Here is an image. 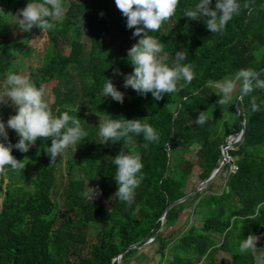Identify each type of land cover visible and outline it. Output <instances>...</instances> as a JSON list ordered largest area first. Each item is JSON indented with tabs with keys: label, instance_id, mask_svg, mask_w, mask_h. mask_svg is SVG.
Returning a JSON list of instances; mask_svg holds the SVG:
<instances>
[{
	"label": "trees",
	"instance_id": "trees-1",
	"mask_svg": "<svg viewBox=\"0 0 264 264\" xmlns=\"http://www.w3.org/2000/svg\"><path fill=\"white\" fill-rule=\"evenodd\" d=\"M29 2L0 0V7L15 17ZM238 2L240 13L221 33L212 34L203 20L183 16L199 0H180L175 15L158 32L147 33L163 43L169 66L176 62V52L184 51L187 59L181 63L191 64L195 74L191 84L161 100L124 87L125 76L133 71L128 50L140 37L133 36L134 28H127V18L115 0H69L64 15L52 21L53 29L33 27L23 32L22 40L45 36L48 44L36 69L38 78L27 77L37 87L55 81L49 104L53 115L77 116L88 135L74 145L80 177H72L67 160L66 183L59 194L54 189L61 157L51 164L45 151L51 138H38L27 153L13 148L12 154L26 166L23 171L8 167L0 174V264H112L114 257L127 250L121 257L125 263L149 239L159 257L157 264H214L217 251L228 254L231 264H259L255 252L250 248L241 252L240 245L250 234L264 236V207L257 208L264 204V89L243 94L237 104L245 134L239 147L227 153L235 170L226 175L222 187L216 186L218 177L201 193L166 212L161 227L164 210L184 198L181 191L193 168L186 154H195L203 183L220 166L225 139L241 130L234 101L222 108L208 84L235 78L241 68L263 70L264 79V0ZM245 2L250 12L243 8ZM215 3L212 0L211 7ZM6 28L0 14V77L8 73L19 51L17 45L6 43ZM81 33L89 36L88 49L77 38ZM67 41L70 49L62 55L56 42ZM107 79L124 93L123 103L103 97ZM253 98L259 111L251 109ZM201 111H207V121L199 126L195 120ZM116 118L146 120L159 135V141L145 149L148 142L143 135L131 134L133 144L128 149L134 147L144 165V179L131 205L115 196L118 185L112 161L125 142L102 143L99 134V124ZM7 131L9 141L17 143L15 131ZM95 179L110 209L99 196L92 201L83 195ZM186 210L196 221L178 233H166L170 219H178ZM92 228L94 240L89 242ZM214 236L220 237L219 243ZM260 251L264 260V247Z\"/></svg>",
	"mask_w": 264,
	"mask_h": 264
},
{
	"label": "clouds",
	"instance_id": "clouds-1",
	"mask_svg": "<svg viewBox=\"0 0 264 264\" xmlns=\"http://www.w3.org/2000/svg\"><path fill=\"white\" fill-rule=\"evenodd\" d=\"M180 0H115L118 10L127 18L126 26L135 29L134 37L140 39L128 50V60L133 71L124 78V87L131 88L137 93L147 96L151 93L155 100H161L164 95L178 93L195 78L191 64L181 63L187 59L184 51L176 52V62L169 66L168 56L164 53L163 43L148 32H158L165 21L170 20L176 13ZM212 0H199L195 8H187L183 16L189 20H203L212 34L221 33L226 29L228 22L234 15H238L241 4L238 0H216L215 7H211ZM244 9L251 11L250 4L245 2ZM63 0H42L40 3L30 2L16 14L17 25L21 31L30 32L33 27L40 31L53 29L52 22L64 15ZM22 17V18H20ZM117 74L119 70H117ZM183 81V83H181ZM240 82L241 92L245 95L255 89H264V79L258 71L252 68H241L234 79H227L216 84L219 90L217 104L222 108L231 102V94L235 90L236 82ZM194 92L193 95H197ZM103 97L123 103L124 93L117 90L111 79H107L103 86ZM46 90L43 85L37 87L23 74L9 72L3 92H0V104H10L15 108V114L7 120V125L0 119V174L6 168L14 171L25 169L24 160H18L13 154V148L27 153L35 145L38 138H51L50 147L46 152L50 156L51 164L61 157L65 150L84 140L88 133L81 126V119L62 112L54 116L49 103L45 99ZM253 112L259 111L255 98L251 101ZM207 121V111H201L195 124L202 126ZM71 125V126H69ZM10 128L18 135L17 143L12 144L8 139ZM102 143L119 142L124 140L122 150L113 158L116 166L114 179L118 185L115 196L122 202L131 205L134 201L135 190L142 183L144 177L141 170L144 165L141 155L134 147L132 135H143L148 148L149 143L158 142L157 131L146 120L142 119H106L99 124ZM7 141V143H5ZM80 144V143H79ZM128 149V150H126ZM101 193L97 188L89 187L83 193L86 198H97ZM264 207L260 204L257 208ZM136 211H139L137 206ZM258 214V213H257ZM258 237L249 235L240 245V251L245 252L254 244Z\"/></svg>",
	"mask_w": 264,
	"mask_h": 264
},
{
	"label": "rangeland",
	"instance_id": "rangeland-1",
	"mask_svg": "<svg viewBox=\"0 0 264 264\" xmlns=\"http://www.w3.org/2000/svg\"><path fill=\"white\" fill-rule=\"evenodd\" d=\"M68 1L69 0L63 1L64 9L68 6ZM0 14L3 16V18L7 24L6 36H5L6 43L8 45H17L19 47V51L17 52V57L12 62V66H11L10 70L8 71V73L9 72H15L16 74H23L26 76L30 75L31 78H33V79L36 78L37 77L36 69L40 66L42 59H43V56L45 55V53L48 50V44H47L46 37L40 36L37 38H31L29 40H22L21 36H22L24 31H21L19 29V27L17 25V18L12 16L7 11H5V9L2 7H0ZM77 38L79 41H81L84 44L85 48L88 49V47H89V36L85 33H81L79 36H77ZM114 44L117 46L119 44V42L115 40ZM56 47H57L56 49L58 50V52L61 53L62 55H66L68 53V49H70V48H68L69 47L68 41L64 42V43L63 42H56ZM7 74L0 77V92L4 91L5 82L7 79ZM230 79H234V78H230ZM219 82H222V81H219ZM219 82L209 83L207 88L218 95L219 90L216 87V84H218ZM42 85L45 87V90H46L45 99L47 100V102L49 104H51L52 100H53L52 88L55 86V81L51 80L48 82H44ZM85 89H87V88H85ZM240 91H241L240 82L237 81L235 90L231 94V101L236 100ZM15 111H16L15 108L13 106H11L10 104H0V119H2L5 122V125H7L8 118L11 115L15 114ZM231 138L233 139V136H231ZM75 153H76L75 152V146L71 145L65 150V152L61 156V160H60L61 164L57 166L58 185L54 189L55 193H57V194H59L60 189L66 183V177H65L66 175L64 172V163L67 160H70V162H71L72 177L73 178H79L80 177L78 167L75 164ZM185 158L193 165V168L191 170L190 177H189L183 191H181V195H184V198L186 196L192 195L202 184V182H200V180H199V169L197 167L195 154L188 152L186 154ZM231 170H233V169L231 167V163L229 160L228 163L226 164V166L223 168L221 174L218 176L219 180L216 182L217 187L223 186L226 175ZM91 188H97L99 190V192L101 193L98 179L94 180V182L91 185ZM215 189H216V187H215ZM99 197L103 200L104 206L107 209H110V206L103 199L101 194L99 195ZM178 201H180V200H178ZM195 221H196L195 218L190 217V211L186 210L183 212V214L178 219H174V218L170 219L169 222L171 223V225H170L171 227H168L166 233H178L179 231L183 230L185 228V226H187V224H190V223L195 222ZM161 227L164 228V226H161ZM94 234H95V229L92 228L91 232L89 233V236H88L89 242L94 240ZM213 238L217 243L220 242L219 236H214ZM143 246L146 248L148 253H149V251H151L152 254L155 252V245L154 244L149 243V244H146ZM263 247H264V236L258 237V239L256 241V245L254 244L252 247H250V249L253 252H255V254L257 256V262L259 264L263 263V261H264L263 256H262L261 251H260V250H262ZM141 250H142V248L140 247L138 253L141 252ZM148 256L149 255H147V257ZM156 258H158V256L154 257L152 255V259L150 260L151 261L150 264H155ZM214 259H215L214 264H231L230 256L226 253L221 252V251H217ZM121 263H122V258L119 262H116L115 264H121Z\"/></svg>",
	"mask_w": 264,
	"mask_h": 264
},
{
	"label": "water",
	"instance_id": "water-1",
	"mask_svg": "<svg viewBox=\"0 0 264 264\" xmlns=\"http://www.w3.org/2000/svg\"><path fill=\"white\" fill-rule=\"evenodd\" d=\"M263 70H259L258 72L261 74ZM243 93L240 91L236 100L234 101V111H235V115L238 119V125L241 127V130L233 136V139H235V141L228 143V140L231 138V135H228V137L225 139L222 148H221V155L223 157V160L220 164V166L218 167V169L205 181L203 182L200 187L192 194L189 196H186L185 198L181 199L180 201H177L175 203H173L172 205H170L166 210H164V212L161 215V226L164 225V216L166 214V212H168L170 209H172L174 206L183 203L185 200H187L188 198H190L191 196L202 192L204 189H206L207 187H209L211 185V183H213L218 176L221 174L223 168L226 165V162L229 161V157H228V151L230 150H235L237 149V147H239V145L242 143L243 138H244V134H245V121L240 117L239 115V110L237 107L238 102L240 101L241 97H242ZM228 174V173H227ZM148 243H145L144 245H146ZM135 246H131L130 248H134ZM127 250H124L120 253V255H123Z\"/></svg>",
	"mask_w": 264,
	"mask_h": 264
},
{
	"label": "crops",
	"instance_id": "crops-1",
	"mask_svg": "<svg viewBox=\"0 0 264 264\" xmlns=\"http://www.w3.org/2000/svg\"><path fill=\"white\" fill-rule=\"evenodd\" d=\"M141 248H142L141 252L137 253L135 256L128 259L125 263L122 262L121 264H150V262H151L150 260L152 259V255L154 257H156L157 256L156 253L154 252L152 254L151 251H149V253H148V251L146 250V248L144 246H142ZM147 255H149V256L147 257ZM158 260H159V257L156 258L155 264L158 263Z\"/></svg>",
	"mask_w": 264,
	"mask_h": 264
},
{
	"label": "built area",
	"instance_id": "built-area-1",
	"mask_svg": "<svg viewBox=\"0 0 264 264\" xmlns=\"http://www.w3.org/2000/svg\"><path fill=\"white\" fill-rule=\"evenodd\" d=\"M233 170L232 171H234L235 169L234 168H232ZM152 240L153 239H149L148 241H147V243L149 244V243H151L152 242ZM121 257H122V255H117L116 257H114L113 259H112V264L113 263H116V262H119L120 260H121Z\"/></svg>",
	"mask_w": 264,
	"mask_h": 264
},
{
	"label": "bare ground",
	"instance_id": "bare-ground-1",
	"mask_svg": "<svg viewBox=\"0 0 264 264\" xmlns=\"http://www.w3.org/2000/svg\"><path fill=\"white\" fill-rule=\"evenodd\" d=\"M233 141H235V139H232V138H230L229 140H228V143H231V142H233ZM228 163V161L226 162V164ZM231 163V162H230ZM230 165V164H229ZM226 166V165H225Z\"/></svg>",
	"mask_w": 264,
	"mask_h": 264
}]
</instances>
